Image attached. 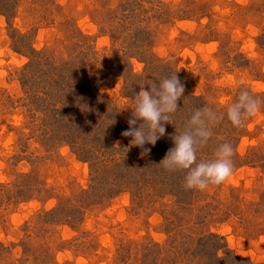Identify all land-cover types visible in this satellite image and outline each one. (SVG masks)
Returning a JSON list of instances; mask_svg holds the SVG:
<instances>
[{
    "label": "rangeland",
    "instance_id": "374dc122",
    "mask_svg": "<svg viewBox=\"0 0 264 264\" xmlns=\"http://www.w3.org/2000/svg\"><path fill=\"white\" fill-rule=\"evenodd\" d=\"M7 2L12 15L6 5V15L0 14V183L14 189L23 183L29 189L35 179L25 183L19 176L34 173L48 194L0 203V245L27 242L32 253L51 248L58 264H146L145 255L157 258V264H179L183 244L194 249L198 237L217 234L219 246L242 260L239 264H264V103L240 127L227 119V108L241 89L264 102V0ZM31 46L42 53L41 61L74 62L97 72L108 68L99 95L116 117L110 126L116 122L122 133L142 125L141 119L129 125L141 88L150 91L176 74L185 90L171 114L176 124L163 122L165 131L173 128L175 135L179 125L185 130L197 109L215 111L220 118L210 125L212 136L200 153L211 160L221 144L230 143L235 153L231 177L194 191L187 211L167 191L144 189L140 195L131 188L116 197H88L89 164L66 144L44 143V132L53 133L52 114H32L36 105L22 85ZM123 66L135 90L128 97ZM126 141L120 138L116 148H128L119 157L128 165L154 158L152 151L144 153L147 143L128 147ZM62 203L69 213L82 211V223L59 224L50 238L39 239L43 232L38 231L27 238L26 223ZM22 253L16 245L15 257ZM26 260L22 264H46ZM0 264H5L1 257Z\"/></svg>",
    "mask_w": 264,
    "mask_h": 264
},
{
    "label": "trees",
    "instance_id": "16d2710c",
    "mask_svg": "<svg viewBox=\"0 0 264 264\" xmlns=\"http://www.w3.org/2000/svg\"><path fill=\"white\" fill-rule=\"evenodd\" d=\"M7 3H9L7 0H0V14L4 16L7 13L4 11L5 5L9 7L8 12L11 13L13 11L12 6L10 7ZM20 38L25 39L24 35L20 36ZM30 49L32 58L30 57V64L26 66L25 75L22 77V85L26 90L25 92L29 95V99H32V103L36 105L32 109V114L35 115V113L41 112L49 113L50 116L52 114V120L54 119V122L51 123L54 125V128L51 127L53 133L47 135V132H44L42 136L43 141H46L44 143H48L51 140L54 145L56 142L66 144L78 156L80 161L89 164L92 187L88 197L108 194L116 197L126 190H131V188L140 195L147 189L158 192L167 191V195L176 196L180 209L187 211L190 205L188 199L196 191L195 189H186L184 186L187 170H169L163 164H160L167 152L175 146L174 137L184 131L181 130L183 126H177L180 129L177 128L175 130V135H173L174 129L169 128L168 132L165 131L164 136L154 146L148 144L154 158L149 157L146 160V158L140 157V164L136 166L133 162L128 165L127 160L122 161L119 158L129 153L126 152L128 148L127 150L126 146L123 149L116 148V143L121 138L125 141L127 140V146L130 147L132 139L130 137H122V131L116 122L113 123V126H110L109 122L116 120V117L109 111L110 105L107 104V101H103L99 95V90L106 78L102 74L110 70L105 68L97 72L92 67L90 68L88 64V66L84 67L74 64V62L56 64L43 60L44 63H42L43 61L38 59L42 57V53L33 49L32 46ZM145 49L142 48L139 51H145ZM129 57L130 59L133 58ZM126 69H128L127 66L122 67L125 73L123 75L127 80L126 88L130 91L127 94L128 97L133 95L131 93H134L135 90H130L131 86L128 81L131 77V72L129 69L125 72ZM98 76L102 77L98 78ZM134 87H137V84H134ZM192 97L195 101L200 100L196 96ZM170 119L174 120L173 123L176 124V118ZM54 136H56L55 141L53 140ZM203 146L207 147L208 144L198 146L197 163L202 159L208 160L207 156L200 153ZM133 155L135 154L133 153ZM19 179L21 180L20 182L25 183L27 180L33 181L35 179V182L29 189H26V185L23 183H20L19 189L10 188L0 183V203L2 201H12V204H18L21 201L32 200L42 194H48V190L38 181L39 176L37 174H21ZM74 210L75 208L71 211V216V213L64 207L63 203L59 204L54 210L41 212L32 222H27L23 231H27V238L31 237L34 231L43 232V234H39V239L40 235L44 236V238H50L52 237L51 229L59 224L74 225L76 222L82 223L83 218L81 217H83L84 213L79 210L80 215L82 213V216H80L76 212L73 213ZM217 241H221L220 236L210 234L198 237L195 241L194 249H187L188 246L183 244L182 248L186 250L184 249L185 252H180L181 258L178 263L239 264L242 262L238 258L231 257L230 253L227 252L228 250L223 248V246H219ZM16 245L23 250L22 258L18 259L14 255ZM50 249L34 250V253H32L27 246V242L12 244L9 248L5 245H0V257L5 264H22L27 261L26 259H32V261L37 262L42 259V262L46 264H58L54 257L55 251ZM220 251H222V256H220ZM119 258L122 262L127 260L125 256H119ZM149 259H152L153 264H157L156 261L158 259L150 255H145L143 262L147 264L150 261Z\"/></svg>",
    "mask_w": 264,
    "mask_h": 264
},
{
    "label": "clouds",
    "instance_id": "9594fccd",
    "mask_svg": "<svg viewBox=\"0 0 264 264\" xmlns=\"http://www.w3.org/2000/svg\"><path fill=\"white\" fill-rule=\"evenodd\" d=\"M184 85L177 75L165 78L158 85H151V90L141 88L135 96L134 119L129 125H135L137 119L143 124L130 127L122 133L132 137L131 145L144 148V145H155L165 134L163 122H169L171 114L178 109L177 101L183 96ZM261 100L254 97L248 90L241 89L236 101L227 108V119L234 127H240L248 118L261 111ZM220 117L208 107L197 109L188 121L186 129L175 135V146L171 148L160 164L169 170H187L185 188L204 191L209 185H220L233 173L234 148L230 143L221 144L211 160H200L197 163V148L208 143L212 132L210 125ZM144 148V153L150 152Z\"/></svg>",
    "mask_w": 264,
    "mask_h": 264
}]
</instances>
